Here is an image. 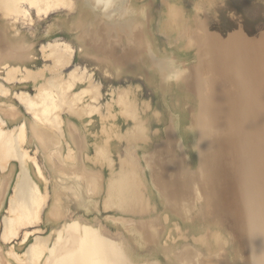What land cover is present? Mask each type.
Wrapping results in <instances>:
<instances>
[{"label":"rangeland","instance_id":"obj_1","mask_svg":"<svg viewBox=\"0 0 264 264\" xmlns=\"http://www.w3.org/2000/svg\"><path fill=\"white\" fill-rule=\"evenodd\" d=\"M67 1L71 5L69 8L61 7L48 16L38 15L37 10L28 4L22 5L25 12L19 17L0 13V45L3 49L0 85L10 90L6 98L0 95V118L8 130L25 123V148L31 158L38 161L46 180L40 178L32 161L29 163L30 172L42 194L47 196L48 203L38 226L22 229L14 240L5 241L2 237L4 223L9 216V202L21 170L15 161L6 170L0 166V264H27L26 252L35 240L50 237V248H54L58 241L57 232L62 229H65L64 233L68 232L70 226L76 223L96 230L101 237L116 245L126 254L129 264H254L252 247L258 243V238L252 237L250 229L253 222H256L254 226L260 223L259 236L263 237L261 252L264 255V177L254 175L251 168L256 158L250 156L255 153L259 166H264V0H136L135 4H132L134 0L115 1L114 5L132 10L128 18L139 21L135 42H145L146 46L151 44L160 55L169 56L184 70L179 83H166L157 71L159 82L155 84H150L147 74L120 75L124 70L118 69L119 78L117 73L101 67L100 58L101 61L103 58L90 54L89 45L93 41L114 39L112 41L117 42L115 38L107 37L110 21L105 17L103 4L94 7L86 0ZM85 12L89 15L93 13V17L87 16L85 21ZM109 13L113 15L112 20L118 19L115 12ZM95 18H98V23ZM173 23L179 31L174 27H171L174 31H168V26H174ZM50 45L71 48L74 58L71 65L63 69V75L68 77L72 72L79 71L91 77L92 82L101 87L99 106L102 110L96 117L83 120L64 113L62 129L65 135L61 137L60 146L44 151L32 132L33 117L19 103L16 95L28 93L35 96L46 80L53 77L54 61L49 57ZM202 47L205 49L202 50ZM223 49L226 54L220 53ZM240 49L245 56L258 58V63L249 66L250 69L257 67L255 73L248 75L246 67L240 69L234 56H230L234 51L241 55L240 51L237 52ZM20 55L24 56L26 63L19 61ZM222 59L227 62H222ZM153 66L156 68L154 63ZM11 71H16V80L9 83L6 78ZM42 72H45L44 77L36 82L33 79L21 81L28 74ZM185 72L189 76L186 80ZM89 85L87 81L74 93L87 89ZM163 85L169 86L166 91ZM125 94L128 103L118 104L119 98ZM85 101L86 104L91 103L89 98ZM221 102L226 104L225 107ZM132 103L135 115L139 114L136 119ZM202 113L212 117L211 122L219 132L213 135L216 142L214 151L203 156L195 148L199 139L195 125L199 120H195L201 118ZM235 122L244 127L234 129L237 127ZM70 126L79 129L84 137V151H79L74 145L68 133ZM140 126L145 129L142 140L148 137L149 141L143 143L141 140L138 147L129 141ZM169 133L175 141L174 149L172 142L167 140ZM230 138H234V144L238 139L247 141L246 152L250 155L235 156L236 151L232 149L230 152L231 142L227 141ZM57 149L61 154L58 159L52 160L51 154ZM69 150H73L77 159L74 163L66 160ZM101 151H106L110 157L107 153L105 157L100 156ZM222 151H225V156ZM223 156L225 162L222 161ZM99 158L101 160L97 163ZM131 159L139 162V173L149 185L146 193L149 200L146 205H139L133 214H123V211L106 205L108 185L113 175L121 172L122 163ZM151 160L157 165L161 163V168L153 169ZM101 161L104 165H100ZM76 165H82L91 178L93 176L97 184L94 192L86 190L81 176L72 174ZM153 171L160 172L162 177L168 176L172 182L181 183L184 195L188 191L185 197L173 205L165 201L162 190L152 183ZM181 185L172 186L169 194L177 193L181 197ZM261 186L262 195V191L258 192ZM188 200L189 204L186 203ZM53 209L56 210L54 214ZM47 258L48 255L42 258V264H46Z\"/></svg>","mask_w":264,"mask_h":264},{"label":"bare ground","instance_id":"obj_2","mask_svg":"<svg viewBox=\"0 0 264 264\" xmlns=\"http://www.w3.org/2000/svg\"><path fill=\"white\" fill-rule=\"evenodd\" d=\"M115 1H118V0H96V4H98V6H102V4H103V8L106 10L105 17L110 21V23L108 24V29L106 31L108 39L115 38L117 40V42H113L112 40H114V39L111 40L112 42L111 41H106V42H94L93 41V42H91L92 45H89L90 46V52L89 53L90 54L94 53V54H97L98 56L102 57L103 60L101 61V58H100L99 65H101L102 67H104V68H106L108 70L113 71V74H116V73L118 74L119 73L118 69H121V71H122V69L124 70V71H122V73H119L120 75L132 74L133 73V74H140V75L144 74V76H145V74H147L148 81L150 82V84H155V83L159 82L156 79L157 78V71H159L160 75L163 78V80H165L164 76L166 74H168L172 70L170 65H168L167 63L164 62L165 59H167V57L169 58V56L160 55L159 52H157L158 50L157 49L155 50L151 46V44L146 46L145 42H142V41L141 42H135L136 30H139V28L137 29V25L139 24L138 23L139 21H137V19H135V18H134L135 20L133 18H131V19L128 18L127 15H129L132 10L130 8H126L124 6L120 7V6L114 5L116 3ZM135 2H136V0H134V3H132V4H135ZM24 4H28L29 6L35 8L37 10V12H38V15H40V16L41 15L48 16L50 13L58 10L61 7L69 8L71 6L70 2H68L67 0H0V13L3 12L6 16H10V17L11 16L19 17V15L22 16L21 15L22 12H23L22 11V5H24ZM119 10H121V11H119ZM110 11L111 12H115L117 14L118 19L116 21L112 20V16L113 15H110V13H109ZM82 15H84V14H82ZM90 15H89V13L85 12V15H84L85 21H86L87 16H88V18H90ZM92 15H93V13H92ZM135 16H136V14H135ZM95 17H97V16H95ZM100 18H101V16L99 17V19ZM95 19L97 21L98 18H95ZM139 19L142 20V18H139ZM81 20H83V18H81ZM101 21H103V20H101ZM96 23H98V21ZM105 23H107V22H105ZM1 26L3 27V25H1ZM145 26L146 25H144V27ZM175 26H176V24H174V26H172V25L170 26L169 25L168 28H167L168 31H174L175 28H176V31H179V29L177 30L178 27L177 26L175 27ZM93 27L96 29L95 25ZM171 27H174V29H172ZM0 30H1V28H0ZM142 30L143 29L141 27V31ZM93 32H95V30ZM85 33H86V31L84 32V34ZM148 33H149V31H148ZM82 34H83V32H82ZM82 34H81V36H82ZM91 35H92V33H91ZM87 36H89V35H87ZM137 36H138V34H137ZM82 37H84V36H82ZM103 38H104V36H103ZM88 40H90V39H88ZM88 40H87V42H88ZM95 40H96V37H95ZM84 42L85 41L83 40L82 44ZM88 44H90V43H88ZM2 47H3V44H2ZM8 47L9 46H7V48ZM203 48L204 47H202V50L205 49V48L204 49ZM68 49H69V46H67V45H63V46L57 45L56 49L54 51H51V54L49 55V57L52 58L53 61H54V66H53L52 71L55 72L57 70H60V69L63 70L64 69V65L62 64V60L64 58H67L68 61H71V55H70ZM11 50H13V49H11ZM2 51H3V49L1 48V45H0V56H1V52ZM227 51H228V49H227ZM238 51H240L239 53H241V55H238V54H236V51L232 52V50H231L230 52H232L234 54H231L230 56H234V60L237 62V64L241 65V66L238 65L240 67V69L246 67L248 75H249V73H253V72L255 73V70H256L257 67L255 66L256 68L254 67V69H250L249 66H252L254 63L255 64L258 63L259 62L258 58L255 59V58H251V57L245 56L244 54H242L241 49L237 50V52ZM220 53L221 54L222 53L226 54V50H224V49L220 50ZM20 56H19V58H20ZM236 56H238L239 58H237ZM222 60H224V59H222ZM19 61L23 62L24 60L23 59H19ZM222 62H227V61L224 60ZM153 63L155 64L156 68L153 66ZM67 66H69V65H67ZM183 66H184V64H183ZM12 72L13 71H11L9 73H12ZM239 72H240V70H239ZM119 74H118V76H119ZM185 75H186V78H185V80H186L189 76L186 74V72H185ZM252 76H253V74H252ZM253 77L257 78L256 75L253 76ZM119 78H121V77L119 76ZM257 79H260V78H257ZM146 81H147V79H146ZM168 87L169 86H164L163 85V89H165V91L167 90ZM63 89H65V88H63ZM202 90H204V89H202ZM1 92H2V88L0 90V94H1ZM204 92H205V90H204ZM16 97H17V100L19 101L20 104L25 105V103L20 99V94H17ZM260 98L261 97H259V99ZM262 98L264 99V97H262ZM127 99L128 98H126V94L122 95L119 98V100H118V104H126V103H128ZM41 102L43 104H45L47 102V97H43ZM221 103L225 104L223 102H221ZM132 105H133V111H134V108H135L134 103H132ZM94 109H95L94 116H96L97 113H101V110H102L101 106L98 105ZM46 112H50V108H47ZM135 113H136V111H134V117L135 116H139V114L135 115ZM194 116H193V118H194ZM211 118H212L211 116L209 117V116H207V114L202 113L201 118H199L197 120L194 119L195 121L199 120L195 124V125H197V128H198L196 130L199 131V139H198L197 144L195 145V148H197V150L199 151V154L201 153L202 156H203V154H205L207 152H210V151L213 152L214 151L213 148L215 147L216 142H215V140L213 138V135H215V133H219L216 130V125L211 122ZM135 119H136V117H135ZM0 121L6 125V123L2 120V118H0ZM234 124L237 126L234 129L244 127L239 122H235ZM24 125H25V123L19 125L18 127H16L13 130L5 129V130L0 132V134L2 135V138L8 133H10V135H11L10 138H9L10 140L8 139L6 141V145L3 146V147H0V166H1V169L2 170H6L8 168V166L12 162L15 161V162L19 163L20 170H21L20 174H19V177H18V180H17V183H16V186H15V189H14V194L11 197L10 202H9V216L5 219V223H4L5 228H4V233H3L4 235L2 236L5 241H10V242H11V240H14L15 237H17L19 231L21 232L22 229H26V228L28 229V227H31V226H33V228H34V225L39 224L40 220H43V219H41V215H42L44 209L47 208V207H45L46 203H47V196L42 194L38 184L33 179L32 175H31V172H30L29 163L31 161L34 163V165L36 167V170H37V173L40 176V178L44 177V174L42 173V169H41L40 165L37 163L38 161H36L35 159L31 158L30 154H25L24 153L25 151H28V150L26 148H24L20 144V139L22 138V136L20 135V132H19L18 129H20ZM193 125L194 124H192L191 126H193ZM143 127H144V125H143ZM144 128H142V126H140V127H138V130H136V132L134 131L135 133L134 132H133V134L131 133L132 135L131 136L129 135L131 137L129 142H132V143L136 144L139 147V143H141L140 141L142 140V138L144 136V131H145ZM48 129H57V127H50ZM194 129L192 131H194ZM170 130H172V129H170ZM32 132H33L34 137H38L39 136L38 132L36 130H34V127H32ZM63 132L64 131L62 129V134L61 135H59L57 132H54V133L51 134L52 138L50 140L39 141L42 149L44 151H47L49 149H53V148H55L57 146H60L61 137L63 138V136L65 135V134L63 135ZM68 133L70 134L71 139H72L74 145L76 146V148L79 151H84L86 144H85V139L82 136L80 130L76 129L73 126H70V128L68 129ZM171 133L173 134L172 131H171ZM171 133H169L167 140H170L172 142V149H174L175 148L174 147L175 141H174L173 135ZM196 133H198V132H196ZM240 137H242V135H240ZM222 139H224V138H222ZM230 139H227V141H229V143L231 142V144H230L231 147L229 149L230 150L232 149V150L236 151V155L235 156H239L240 155V156L248 157L250 155L249 153L246 152V149L248 147V145H246V144H248L247 141H242L241 139H238L237 142L234 144L233 143L234 138H232L231 140ZM147 140H148V137H147V139L142 140V142L143 141L144 142L145 141L148 142L149 140L148 141ZM176 140H177V138H176ZM257 142H258V144L260 143L259 141H257ZM219 143H221V142H219ZM222 144H224V143H222ZM225 145L226 144H224V146ZM105 146H107V144ZM224 146L222 145L223 148H224ZM228 147H227V149H228ZM98 149H100V148H98ZM216 150L217 149H215V151ZM232 150L230 152H232ZM225 151H224V153H225ZM68 152H69V154L66 157V160L68 162H71V163H74L75 161H77V159L74 157L73 150H69ZM230 152H229V154H230ZM106 153L107 152L104 151V156L103 157L107 156L108 153L107 154ZM224 153L222 151V154L225 156ZM60 154H61V151L57 149V151L54 154H51V159L52 160L53 159H58ZM108 156H109V154H108ZM199 156H201V155H199ZM224 156H223V159H224ZM250 156L256 158V160H255L256 162H255L254 166L251 168L252 170H254V175L255 176L259 175V176L264 177V168H263L264 166H262V164L259 166L258 157H256L255 153H252V155H250ZM210 158H211V156H210ZM144 159H146V161L148 162L147 158H144ZM223 159H222V161L225 162V159L224 160ZM227 159H228V157H227ZM259 159H260V157H259ZM99 160H101V158H99L98 161H96V162L98 163ZM102 161H103V158H102ZM102 161H101L100 165L103 163ZM111 161H113V160H111ZM152 161L153 160H151V162ZM155 161L152 162L153 164H151V162H150V164L153 165V169L161 168L162 164L158 163V165H157ZM220 161H221V159H220ZM157 162H162V161L158 160ZM226 162H228V160ZM201 163L204 166V163L203 162H201ZM182 164L183 163L181 162V171H180V173L183 172ZM102 165H104V164H102ZM110 165H111V167H113L112 164H110ZM138 167H139V162L136 163L135 159H131L129 162L125 161V162L122 163L121 172L119 174L115 173L116 174V175L114 174L115 178H113L114 177V175H113L112 180L110 181V183L108 185V196H107L108 199H107V204H106L107 206L109 204L110 206H112L114 208H117L118 210L123 211L122 213L124 214V212L125 213H127V212H129V213L131 212L132 213L133 211H135L137 209V207L139 205H142V204L146 205V202H147V199H148V198H146V196H147L146 193H147V191H149V185L146 184V180H144L145 178L144 177L142 178V174L139 173ZM225 168H222V169L224 170ZM73 169H74V172L72 174H76L77 176H81L82 180L85 181L86 190H88L89 192H91L93 190H96L97 184H96L95 179H92L93 176L91 178V174L82 165L73 166ZM209 170L212 171V169H209ZM227 170H230V169H227ZM34 172H35V170H34ZM153 172H154V174H153L152 183H154V185H156V187L158 186L157 188H159V190H162V195H163L162 197H163V199H165V201H169L170 204L173 205V204H177L179 201H181V199H183V197H185V195L187 194L188 191L184 195L183 187H182L181 183H179L178 181L172 182V179L169 178L168 176H165V177L160 176V172H155V171H153ZM219 175L221 176L220 173H219ZM183 178H184V176H183ZM183 178H181V179L183 180ZM45 180H46V178H45ZM217 180H219V178ZM220 180H222V177H221ZM188 182L189 181H187V183ZM179 184L181 185V197H179V194H177V193H172V195L169 194V192L171 190V187L172 186H179ZM261 185H263V183ZM220 186H222V185H220ZM189 187L192 188V185L190 186V184H189ZM262 188H263L262 186L260 188H258V192L262 191ZM187 190H188V188H187ZM263 191L260 193V195L263 194ZM189 200L186 203H188ZM255 201H256V199H255ZM188 204H186V205H188ZM178 206H180V205H178ZM145 207L146 206H144V208ZM140 208L142 209V207H140ZM182 209H184V208H182ZM188 209L189 208H187L186 210H188ZM55 211L53 209V214H54ZM228 211H229V209H228ZM206 212H207V210H206ZM57 213H60V212L58 211ZM119 213H121V212H119ZM135 213H134V215H135ZM138 213L140 214V212H138ZM233 214H234V212H233ZM143 216H145V215L143 214ZM54 217L55 216H53V219H55ZM59 217H61V216H59ZM259 226H260V223H259ZM64 230L62 229V230H60V232H57V233H59L58 234V239H56L58 241H57V244H56L57 246L55 245L54 248H50V244H51L50 243V241H51L50 237H49V239H42L40 237L41 239L35 240L36 242L33 245H31L29 250H27L28 252H26L27 253L26 254V260H27L26 263L27 264L28 263L29 264H42V262H43V261L41 262L42 258L44 256L46 257V255H48L46 264H129V262H128L127 258H126V254H124L122 252V250L120 251L118 249V247L116 245H114L112 242H110L107 239L101 237L102 235H100L96 230L91 229L90 227H86V226L80 225L79 223H76V224L70 226L68 232L64 233ZM27 236H26V239H27ZM217 239L219 240L218 237H217ZM157 241L159 242V240H157ZM221 241H222V239H221ZM10 242H8V243H10ZM238 242H239V240H238ZM219 243H220V241H219ZM210 247H212V246H210ZM10 253H12V252H9V254ZM16 256H18V254H16ZM165 256H166V254H165ZM18 257H17V259H18ZM12 258H13V256H12ZM17 259H15V260H17ZM20 259H22V258H20ZM23 261H24V259H23ZM140 261H142V260H140ZM171 262H172V260H171ZM19 263L20 262H18V264ZM138 263H139V261H138Z\"/></svg>","mask_w":264,"mask_h":264},{"label":"flooded vegetation","instance_id":"obj_3","mask_svg":"<svg viewBox=\"0 0 264 264\" xmlns=\"http://www.w3.org/2000/svg\"><path fill=\"white\" fill-rule=\"evenodd\" d=\"M56 47L57 45H50L49 48L51 51H54ZM68 50L71 55V61H68L67 58H64L62 60L64 68L67 65H71L74 58V52L70 47ZM22 56L23 55H21L19 59H23V62L26 63L27 61L25 60L24 56ZM62 71V69L55 72L52 71L53 77L46 80L45 84H43L38 89V92L35 96L29 95L28 93L20 94V99L25 103V105H21L33 117L34 122L32 127H34V130H36L39 134L38 137H35L38 141L50 140L52 138L51 134L54 132H57L59 135L62 134V115L66 112L75 115L78 117V119L80 118L82 120L96 117L94 116L93 110L95 111L94 108L101 102V87L95 85L92 82V78L87 77L85 73L74 71L69 74L68 77H64ZM15 74L16 71L8 73L6 78L7 82L11 83L16 80ZM44 74L45 72L37 75L28 74V76L24 79H21V81L33 79L36 82L38 78L44 77ZM87 81L90 82V85L87 89H84L79 93H74ZM1 88L2 92L0 95L6 98L9 95L10 90L3 85H0V90ZM43 97H47V102L45 104L41 102ZM86 98H89L91 103L86 104ZM47 108H50V112H46ZM50 127H57V129H48ZM5 129H7L6 125L0 121V132ZM18 130L22 136L20 139V144L25 148L27 142L26 125L22 126ZM10 136V133H8L2 138V135L0 134V147L6 145V141L10 138ZM24 153L29 154L28 151H25ZM99 155L104 156V152H99Z\"/></svg>","mask_w":264,"mask_h":264},{"label":"water","instance_id":"obj_4","mask_svg":"<svg viewBox=\"0 0 264 264\" xmlns=\"http://www.w3.org/2000/svg\"><path fill=\"white\" fill-rule=\"evenodd\" d=\"M86 2L88 3V5H91L94 7L98 6V4H96V0H86ZM119 11H121V10H119ZM255 223L254 222L252 223V227L250 230H251V232H253L252 233L253 239L258 238L256 240L258 243H254V248L252 247V258L254 260L253 261L254 264H264V255H262V252H261V249H263V247H261V241H263V237L259 236L261 231H260L258 224L254 226Z\"/></svg>","mask_w":264,"mask_h":264},{"label":"clouds","instance_id":"obj_5","mask_svg":"<svg viewBox=\"0 0 264 264\" xmlns=\"http://www.w3.org/2000/svg\"><path fill=\"white\" fill-rule=\"evenodd\" d=\"M171 67V71L164 76L166 83H179L183 78L184 70L175 60L167 58L164 61Z\"/></svg>","mask_w":264,"mask_h":264},{"label":"crops","instance_id":"obj_6","mask_svg":"<svg viewBox=\"0 0 264 264\" xmlns=\"http://www.w3.org/2000/svg\"><path fill=\"white\" fill-rule=\"evenodd\" d=\"M222 106H223V107H225V104H223ZM226 108H229V106H228V107H226Z\"/></svg>","mask_w":264,"mask_h":264}]
</instances>
